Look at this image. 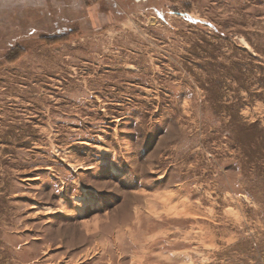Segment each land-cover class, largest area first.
I'll list each match as a JSON object with an SVG mask.
<instances>
[{
  "label": "rangeland",
  "instance_id": "1",
  "mask_svg": "<svg viewBox=\"0 0 264 264\" xmlns=\"http://www.w3.org/2000/svg\"><path fill=\"white\" fill-rule=\"evenodd\" d=\"M0 264H264V0H0Z\"/></svg>",
  "mask_w": 264,
  "mask_h": 264
},
{
  "label": "crops",
  "instance_id": "2",
  "mask_svg": "<svg viewBox=\"0 0 264 264\" xmlns=\"http://www.w3.org/2000/svg\"><path fill=\"white\" fill-rule=\"evenodd\" d=\"M142 1V0H141ZM147 1H150V2H152L153 0H147Z\"/></svg>",
  "mask_w": 264,
  "mask_h": 264
}]
</instances>
